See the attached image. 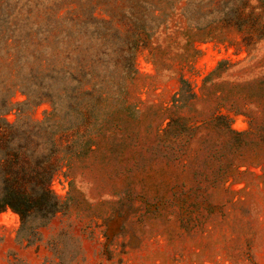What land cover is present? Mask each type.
<instances>
[{
	"label": "rangeland",
	"instance_id": "1",
	"mask_svg": "<svg viewBox=\"0 0 264 264\" xmlns=\"http://www.w3.org/2000/svg\"><path fill=\"white\" fill-rule=\"evenodd\" d=\"M0 83L69 129L65 211L0 213V264H264V0H0Z\"/></svg>",
	"mask_w": 264,
	"mask_h": 264
},
{
	"label": "trees",
	"instance_id": "2",
	"mask_svg": "<svg viewBox=\"0 0 264 264\" xmlns=\"http://www.w3.org/2000/svg\"><path fill=\"white\" fill-rule=\"evenodd\" d=\"M0 84V213L9 210L16 214L20 222L18 235L34 238L57 214L65 211L52 187L60 168L53 138L56 132L66 133L69 129H54L46 122L27 119L8 121L6 115L15 107H36L47 97L44 94L31 97L20 89L27 100L13 104L15 84L10 88ZM43 135H48L46 142L42 141Z\"/></svg>",
	"mask_w": 264,
	"mask_h": 264
}]
</instances>
